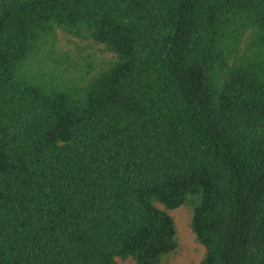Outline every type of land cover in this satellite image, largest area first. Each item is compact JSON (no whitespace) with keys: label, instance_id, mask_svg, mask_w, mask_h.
Listing matches in <instances>:
<instances>
[{"label":"trees","instance_id":"trees-1","mask_svg":"<svg viewBox=\"0 0 264 264\" xmlns=\"http://www.w3.org/2000/svg\"><path fill=\"white\" fill-rule=\"evenodd\" d=\"M180 206L264 264V0H0V264H167Z\"/></svg>","mask_w":264,"mask_h":264},{"label":"rangeland","instance_id":"rangeland-1","mask_svg":"<svg viewBox=\"0 0 264 264\" xmlns=\"http://www.w3.org/2000/svg\"><path fill=\"white\" fill-rule=\"evenodd\" d=\"M157 206L161 207L159 204ZM174 221L177 249L170 255L167 264H198L203 254V247L195 241L189 228L190 211L185 206L168 209Z\"/></svg>","mask_w":264,"mask_h":264}]
</instances>
